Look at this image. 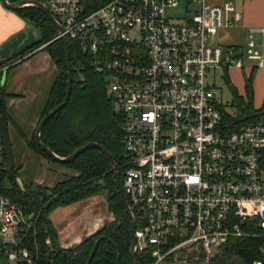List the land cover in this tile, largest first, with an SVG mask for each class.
Returning <instances> with one entry per match:
<instances>
[{"label": "built area", "instance_id": "obj_1", "mask_svg": "<svg viewBox=\"0 0 264 264\" xmlns=\"http://www.w3.org/2000/svg\"><path fill=\"white\" fill-rule=\"evenodd\" d=\"M48 9L62 27L54 40L92 57L124 119L122 188L140 223L137 251L153 264L194 251L212 258L254 235L248 222L264 230V114L230 130L208 77L246 60L264 67V25L248 27L245 45H227L220 32L243 18L232 0H49ZM32 231L34 214L0 195L7 264L36 263Z\"/></svg>", "mask_w": 264, "mask_h": 264}, {"label": "trees", "instance_id": "obj_2", "mask_svg": "<svg viewBox=\"0 0 264 264\" xmlns=\"http://www.w3.org/2000/svg\"><path fill=\"white\" fill-rule=\"evenodd\" d=\"M18 1L22 0H9L11 3ZM14 12L29 23L40 26L42 38L23 52L0 62V116L5 115L7 122H10L7 112L10 95L6 87L2 86L4 70L12 67L35 47L46 43L44 49L55 61L59 73L49 93L41 120L59 106L66 95L68 70L65 46L60 39L54 40L57 30L43 12L34 7H23ZM68 44L74 76L71 96L66 107L45 124L41 135L42 142L61 157H68L88 143H98L111 153L123 173L126 160L123 144L124 119L114 109L107 95L106 74L98 72L92 57L83 54L74 42L68 40ZM224 80L232 93L231 106L234 112H230L217 98L223 122L230 125V130H238L259 121L264 114V108L258 110L254 107L253 74L245 77L246 96L239 94L229 78L228 69L224 70ZM35 134L31 139H26L30 149L54 166L70 171L63 174L52 186L38 182L25 183L21 179V167L15 165L10 168L0 128V195L9 198L26 215L34 214L36 232L29 233L26 244L35 264H86L100 236H103V240L91 264H134L131 255L130 219L114 185L110 164L102 151L88 149L69 163H59L40 149ZM99 193L106 194L107 210L114 220L106 222L100 234L82 242L77 249L63 248L59 233L50 219L51 212L57 207L68 206ZM247 225L254 235L232 240L222 252L213 257L217 258L218 264H230L236 258L242 259L245 264H255L257 261L264 264V230L253 221ZM137 227H140L138 221ZM48 238L51 239V245L46 243ZM137 260L139 264L154 263L149 251L138 252Z\"/></svg>", "mask_w": 264, "mask_h": 264}, {"label": "crops", "instance_id": "obj_3", "mask_svg": "<svg viewBox=\"0 0 264 264\" xmlns=\"http://www.w3.org/2000/svg\"><path fill=\"white\" fill-rule=\"evenodd\" d=\"M224 1L210 0L215 4H221ZM232 1L236 5L235 0ZM239 8L243 15L240 25L221 31V40L227 45H245L246 34L250 35L248 27L264 25V0H239ZM40 40L37 30L16 12L7 9L0 0V62L23 52ZM256 40L261 41V39ZM21 59L9 69L4 70L7 73L5 87L10 95L7 100V112L10 117L8 126L15 162L21 167V179L25 183L42 182L43 185L51 186L65 174V171L53 166L32 151L26 139H31L36 132L59 70L50 54L45 51L43 44L35 47ZM254 66L252 62V66L247 73H244V77L253 74V103L259 110L264 108V67ZM238 70L240 69L230 68L228 75L239 94L246 96L245 79L244 83L240 81L236 84L230 76V71L239 73ZM222 71L224 73V70ZM53 224L57 228L54 222ZM71 229L72 223L60 229L57 228L62 246L69 244L68 238L71 235L68 232ZM1 257L4 255L0 254V260ZM171 262L172 260H168L162 264H171Z\"/></svg>", "mask_w": 264, "mask_h": 264}, {"label": "water", "instance_id": "obj_4", "mask_svg": "<svg viewBox=\"0 0 264 264\" xmlns=\"http://www.w3.org/2000/svg\"><path fill=\"white\" fill-rule=\"evenodd\" d=\"M1 1L7 9L13 10V11L20 9V8H23V7L37 8L38 10L43 12L48 17V19L54 24V26L57 30V33L62 32L61 25L59 24V22L56 20L54 15L50 12L48 7L43 2H40L37 0H22V1L14 2V3L9 2V0H1ZM61 41L65 46V59H66V65H67V70H68L66 95H65L63 102L59 106H57L55 109L50 111L47 115H45L40 120L39 125L36 129V134H35L37 144L39 145L40 149L47 154L48 157H50L51 159H53L54 161L59 162V163H69V162L75 160L80 154H82L83 152H85L88 149L94 148V149H99L100 151H102V153L105 155L106 159L108 160V162L110 164L111 171L114 174V178H115V185H116L117 190H118V192L122 198L126 212L128 213V215L130 216V219H131V232H132L131 255L133 258V263L139 264V262L137 260V240L135 237V231H136L135 218L132 214L133 212H132L130 205H129V203L125 197V194L123 192L122 183L120 181L119 170H118L117 164L115 163L111 153L103 145L92 142V143H88L87 145L76 149L68 157H61V156L57 155L51 148H49L47 145H45L42 142L41 135H42V131H43L45 124L56 113H58L64 107H66V105L70 99L71 92H72V85H73L74 76H73V67H72V62H71L69 44H68V41L65 37H61ZM6 76H7V73L4 72L3 79H2V86H5V84H6ZM0 128H1L2 138L4 141V146H5V149L7 152V156H8L9 166H10V168H14L16 165L14 150H13L12 141H11V137H10L8 122H7L5 115L0 116ZM38 183L42 184V182H38ZM99 223L100 224H99L98 228H96L94 231H90L89 229H87L86 233L81 238H79L78 240L72 241L69 244L63 245L62 247L66 248L68 250L77 249L82 242L90 240L91 238L97 236L98 234H100L103 231V229L106 226V222L103 221L102 219H100ZM102 240H103V237H99L96 240L94 247L92 249L91 255H90L86 264H91V261L94 258L95 254L97 252V249L100 245V242ZM199 257H207V255L204 252L199 253V252L194 251V252L190 253L187 257L180 259V261H188V260L196 259ZM230 264H245V262L240 258H236L233 261H231Z\"/></svg>", "mask_w": 264, "mask_h": 264}, {"label": "rangeland", "instance_id": "obj_5", "mask_svg": "<svg viewBox=\"0 0 264 264\" xmlns=\"http://www.w3.org/2000/svg\"><path fill=\"white\" fill-rule=\"evenodd\" d=\"M235 2H236L237 10L242 12V10L239 8V0H235ZM43 3L48 7L49 0H43ZM29 24L32 25L37 30V32L40 34V39H41L42 32L40 26L33 25L31 23ZM246 37H247L246 39L249 40L248 34H246ZM254 38L258 40L261 39L260 36L257 35L254 36ZM221 39L222 37L220 32V37L218 36V40L220 41ZM251 66H252V62L246 60L245 70L240 69L238 70L239 73L230 71V76L232 81L236 84L239 83L240 81L244 83V79H245L244 73H247L249 71L248 70L249 67ZM208 77L211 83L214 84L213 90L217 98L222 102L223 105L227 107V109L230 112H234V109L231 106L232 93L228 83L224 80L223 71L216 70L215 72H212ZM58 168L65 171V173H70V171L66 168L64 169L60 167ZM20 183L22 184L21 180ZM50 219L52 223L53 222L55 223L58 229L72 223V229L70 230L71 232L70 231L68 232V234L71 235L68 238L69 243L81 238L86 233L87 229H89L90 231H94L96 228H98L100 224L99 223L100 219H102L105 222L114 220L113 216L108 213L105 193L95 194L94 196L83 199L77 203L68 206L57 207L51 212ZM0 264H7L4 257H1ZM171 264H218V260L217 258H213V257L212 259L208 257H199L187 262L172 260Z\"/></svg>", "mask_w": 264, "mask_h": 264}, {"label": "flooded vegetation", "instance_id": "obj_6", "mask_svg": "<svg viewBox=\"0 0 264 264\" xmlns=\"http://www.w3.org/2000/svg\"><path fill=\"white\" fill-rule=\"evenodd\" d=\"M118 167V166H117ZM118 170H119V167H118ZM111 173H112V171H111ZM119 174H120V181H121V183H122V175H123V173L119 170ZM112 175H113V178H114V174L112 173ZM114 185H115V178H114ZM115 187H116V185H115ZM116 189H117V187H116ZM118 191V190H117ZM105 197H106V194H105ZM107 201V200H106ZM125 211H126V209H125ZM127 213V212H126ZM133 214V213H132ZM127 215H128V213H127ZM133 216H134V218H135V224H136V228H137V221H136V217H135V215L133 214ZM128 217H129V219H130V216L128 215ZM130 229H131V219H130ZM132 233V232H131ZM100 237H103V236H100ZM137 253H138V251H137ZM214 257V256H213ZM192 260V259H191ZM180 261V260H179ZM188 261H190V260H188ZM183 262H187V261H183Z\"/></svg>", "mask_w": 264, "mask_h": 264}]
</instances>
